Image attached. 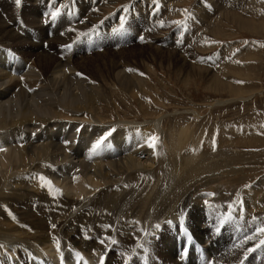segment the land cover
<instances>
[{"label":"bare ground","instance_id":"bare-ground-1","mask_svg":"<svg viewBox=\"0 0 264 264\" xmlns=\"http://www.w3.org/2000/svg\"><path fill=\"white\" fill-rule=\"evenodd\" d=\"M80 1L83 13L79 24L68 28L63 24L62 31L58 35L55 34L57 24L49 21L41 22V17L36 12L39 6L42 10L49 12L50 9L47 5L43 6L40 1L39 5H32L31 12L25 13L27 23L19 33L11 25L13 14H10L9 10L14 6L9 2L4 3L7 16L3 15V20H0V44L15 46L16 49L29 48L30 50L25 52L24 56H31L29 58L31 60L28 59L26 62L31 61V67L38 69L43 80L31 79L29 76L31 74L26 73L28 77L25 74L26 77L23 79L3 82V71L10 67L13 69V65L11 62L6 64V57H0V97L14 92V96L21 101L18 106L19 110L17 109L19 112H15L13 96L10 100V109L6 110L7 106H4L0 112V149H3L0 150L1 264H209L210 262L215 264L216 258L217 261H221L223 255L232 251V247L228 246L235 245L237 248L239 244L232 241L229 245L222 244L216 248L213 244L212 249L214 251L220 249L222 255L216 253V258L209 257V240L203 242L199 239L195 240L192 232L190 234L186 232L189 235V240L187 241L188 237L185 239L184 232L188 227L185 212L189 207L206 210L210 214L209 216H204V218L200 215L205 221L204 223L207 224L206 226H210L206 218L211 217L213 213L222 214L227 221L240 224L243 229L248 230L250 226H264V213L260 204L262 203L260 202L261 195L256 194L252 189L251 193H249L250 190L246 192L249 194L241 196V201L233 197V203L225 207V203L229 200L227 198L230 197L224 196L225 189L221 186L222 183L218 185L217 181H212L214 178H210L209 181L204 179L203 173L198 174L199 169L196 166L197 161H195L198 160L197 157L192 160L195 157L190 156L187 160L186 154L188 153H185V156L181 154L184 148L179 146L178 141L185 137V131L190 128L187 123L181 124L179 131L174 130L176 132L175 142H171L174 145L169 143L171 147H167L166 151L163 142L160 141L159 148L155 145L152 150L155 151L153 159L156 164L154 163V168L147 170H141L143 167L140 169L136 167V158L140 159V156L145 154L139 149L131 152V161L125 164L121 162V155L124 152L122 148H119L114 155L109 156L107 153H111L113 149L106 148L105 152L100 147L97 149V153L91 151L90 155L87 152L82 157L79 155L82 148H77V145L74 148V144L68 140L62 142L61 130L70 121L80 122V134L84 140H88L86 133L91 131V128L94 131L93 134L100 133L101 137H104L109 129V132H114L120 128L119 125L130 122L118 120L115 123V120H110L114 122L107 124L104 119L99 118V114L102 112L100 109L102 101L113 97L114 92L111 89L108 91L109 94L102 95L99 89L87 83L85 84L87 86L85 102L81 106L77 107L75 99H65L60 90L62 86L66 87L67 83L72 80L71 71L84 72L89 75V80L92 82L96 81L94 78L100 74L102 68H113L116 71L111 79L114 86L130 94L143 92L149 85L148 75L143 72L141 65H134V62H141L140 60L149 53L156 57L164 56V58L168 54H171L170 58L180 55L178 52L181 49L184 50L185 39L179 27L172 31L171 29L175 25H171L166 37L156 34L155 31L165 28L173 15L179 17L181 12H176V9L171 5L161 4L158 1L159 6L156 9H149L150 2H144L135 6L134 11H127L122 18H119L118 15L123 11L111 14L106 18L96 11H90L91 1L94 0ZM180 1L183 0H174L173 3L177 6L181 4ZM27 3L24 7L29 5ZM202 10L206 13L207 9ZM215 13L216 11L212 8V10H208L209 15L202 14L200 20L210 22ZM62 14L65 15V12L63 11ZM251 18V16L248 18L243 16L239 21L245 23ZM17 20L19 19L17 18ZM191 20L196 22L195 18H191ZM52 25L56 27L53 28V31L49 30ZM41 26L47 29L50 41L54 38L61 40H58L59 43L56 47L49 44L47 48H44L42 45L41 51L36 52V45L32 47L31 41L23 40L21 34L29 33L30 30H36L39 34ZM109 27H111L110 30ZM65 28L69 31L64 30ZM142 30L146 31L145 37L150 36L148 40L150 39L151 42L147 47L134 43L125 50L114 52L105 46L107 50L104 52L92 51L93 56H83L82 63L79 59L75 60L77 53L84 51V48L93 49L105 45L106 41L110 42L111 34L126 32L129 38L126 43H128L134 33H139ZM93 31L97 32L93 34ZM63 32L66 33L63 35ZM89 33L91 37L87 38ZM145 33L140 34L145 35ZM195 34L196 27L194 25L190 30L192 37L189 38L194 40ZM47 36H39L38 42ZM196 38L195 47L208 48V44L203 41L205 39L203 34ZM9 40L12 41H10L11 44L8 43ZM1 45L0 48H3ZM2 53L4 54V52ZM63 57L67 59L64 62L65 58ZM91 63L95 66L94 77L91 76ZM189 64L188 66H191ZM18 66L21 68L20 64ZM17 71L19 72V70ZM102 75L104 74L101 73L99 76ZM106 80L105 78L104 81ZM41 82L47 84L46 93L53 94V97L45 99L44 108L39 105L45 112L47 111L46 115L41 114L42 109L40 113L35 111L33 103L27 100L30 95L29 90L36 92L40 88ZM35 87L39 88L35 89ZM16 89L18 91L15 93ZM57 97L64 101H58ZM163 107L165 106L163 105ZM193 112L199 115L197 109H194ZM166 117L168 118V116ZM181 118L183 119L184 115ZM67 121L69 123H66ZM52 123H58L59 128L56 129L54 126L55 131L47 130V126ZM158 124L156 122L154 126H148V128L146 123V126H139L136 131L132 129L133 132L135 131L133 133L134 142L138 146L141 144L139 146L141 150L143 147L146 149L149 146L148 137L152 136V133L156 137L162 134ZM32 127L35 128L31 129ZM174 131L172 129V133ZM33 132L37 136L44 135L45 132L42 144L37 145L38 140L28 141ZM174 137L172 136V138ZM149 148L150 146L148 150H150ZM191 167L193 169H190ZM41 177L45 179L42 180ZM206 183L210 185V189L203 193L199 187ZM33 205H35L34 208ZM83 226L87 229H83ZM178 228L183 232L179 233ZM188 231L191 230L188 229ZM176 232L175 251L178 247L177 236L184 237L183 244L189 246L180 256V262L176 259L178 251L175 253L172 245V239ZM263 235H260L251 245L259 244ZM191 236L194 239V244H191ZM255 245L252 248L258 249V246ZM30 246L33 247V250L26 256V251ZM104 246L110 250L105 249ZM222 249L226 250V254L222 253ZM243 250L242 248L236 249L222 261L231 264L235 256L237 259V256L242 253H245L242 257L248 254L247 249L244 250L245 252ZM199 251H203V259L199 257ZM170 252L173 253V257ZM111 257H115L116 260H112ZM242 257L240 255L235 264ZM252 259H247V263L243 260L240 264H249Z\"/></svg>","mask_w":264,"mask_h":264},{"label":"rangeland","instance_id":"rangeland-1","mask_svg":"<svg viewBox=\"0 0 264 264\" xmlns=\"http://www.w3.org/2000/svg\"><path fill=\"white\" fill-rule=\"evenodd\" d=\"M39 1L43 6L47 5L50 11L47 12L42 10L39 6V9L36 12L40 15L41 22L49 21L57 24V28L52 25V28L49 29L53 31L56 28V35L62 31L63 24H65V26L67 25L66 28L71 26L75 27L76 24H79L83 13V7L80 0H19V3H17V0H5L4 2L3 0H0V15H2L0 20H3V15L7 16L4 9V3L9 2L14 6L11 9L9 8V13L13 14L11 25L16 31L21 33L24 25L27 23L25 13L31 12L32 5H39ZM105 1L107 0L91 1L92 4H90V11H96V13H99L106 18L111 14L123 11L118 15L119 18H122L127 11H134L136 9L135 6L144 2H150L149 4L151 5L153 4L152 6L149 5V9H156L157 6H159L158 3L171 5L176 9V12H181V15L179 17H174V15L173 18L170 17V23L165 28L156 30L155 33L160 34L162 37H166L169 28L175 25L171 29L174 31L175 28L179 27L181 34L185 39V44H182L184 50L182 51L181 49V51L178 52L180 55L178 54L179 56L176 58L175 56L170 58L171 54H168L165 58L162 56V58L149 53L140 60L141 62H134V65L142 66L143 72L148 75L149 83L143 92H137L136 94H130L112 84V76L113 74H116V71L113 68H102L100 74L103 73L104 75L100 77L99 74L94 78L96 81H92L93 83L90 82L89 75L79 70H72L70 73L72 80L67 83L66 87L62 86L60 90L61 95L65 99H75L77 107L81 106L85 102L87 90L85 84L87 83L94 88L99 89L102 95L109 94L108 91L111 89L114 92L113 97L112 99L102 101L100 108L102 112L99 114V118L104 119V122L107 124L114 122L110 120H115V123L118 120L130 122L129 124L119 125L120 128L117 131L109 132V129L107 135L104 137H101L100 133L93 134L94 131L91 128V131L86 133V136L88 135V140H84L80 134V122H75L74 120L69 123L67 121L66 123L69 124L61 130L63 135L62 142L68 140V142L74 144V148L76 145L77 148H82L79 153L82 157H84L87 152L91 153L92 151V153H97V149L100 147L105 152L106 148L111 150L116 149L115 151L112 150L111 153H107L109 156L114 155L119 148H122L124 152L121 155V162H124L125 164L131 161V152H135L139 149L140 152L142 151L145 154L140 156V159L139 157L136 158V167H138V169L143 167L141 170H147L155 167L156 162L153 159V153L155 151L153 152L152 150L154 147H150V150H148L149 146L146 149L143 147L141 150V147H139L141 144L139 146L135 144L133 133L138 130V127L143 125L146 126V123L147 127H152L158 122V125L160 126H158V128L162 131V134L157 136L158 139L154 143H156V147L159 148L160 141L163 142L166 151L167 147H171L170 144L172 146L174 145V143H171L172 141L175 142L174 136H176V132L174 130L179 131L181 129L179 128L180 125L187 123V126L190 128L188 131H185V137L178 141L180 144L179 146L184 148L182 150L184 153L182 152L181 154L184 155L185 153H188L186 154L187 160L190 156L195 157L192 158V160H195L197 157L198 160L195 161H197L196 166H198L199 169L198 174L203 173L202 177L204 179L209 181L211 180L210 178H214L212 181H217L218 185H221L222 183L221 186L225 189L224 196L230 197L227 198V200L229 199L228 201L224 200L227 201L225 207L229 206L230 203H233V197H235V199L238 198L239 201H241V196H246L251 193L253 189L256 194L261 195L260 202L262 203L260 204L262 205L261 208L264 213V0H183L180 1L181 4L177 6L173 3L174 0ZM26 3L29 5L24 7ZM209 6L216 11L215 15H212V20H210V22H206L208 20L201 21V15L203 14L207 16L209 15L208 10H212ZM202 9H207L206 13H204ZM63 11L65 12V15L62 14ZM243 16L247 18L248 16H251L252 18L245 23H241L239 20ZM17 18L19 20H17ZM191 18H195L196 22L194 23ZM194 25L196 27V34L193 37L194 40H192V38L189 37H192L190 35V30ZM66 28L64 30L69 31V29ZM110 28L111 27L108 29L110 30ZM94 32L97 31H93L92 33L94 34ZM145 32L146 31L142 30L139 33H134L128 41L129 44L126 43L129 39L126 32L124 33V31H122L116 35L111 34L112 37L110 38V42L106 41L105 45L97 47L98 49L93 48L94 50L89 47L84 48V51H81L82 53H77L75 60L79 59L82 63L84 61V59L82 60L83 56H93L94 54H92V51L104 52L107 50L106 47L111 48L114 52L125 50L134 43L137 45L143 44V47L144 45L147 47L151 40H148L150 36L145 37ZM65 33L66 32H63V35ZM90 33L87 38L91 37ZM92 33L91 35H93ZM140 33H145V35ZM202 34L205 37L203 41L208 44L207 49H201L194 46V42H196L195 40L197 39L196 37H199V35L201 36ZM47 35V29L42 26L39 34L36 30H30L29 33L23 32L21 34L23 40L27 39V41H31L30 43L32 47H35L36 45V52L41 51L40 48L42 45L44 48H47L49 44L56 47L59 43L58 40H61L54 38L50 41V38ZM39 36L47 37L38 42L37 39ZM10 41L11 40L8 41L9 44H11ZM178 44H181V42H178ZM1 46H3V48H0V57H6V64L11 62V65H13V69L10 67L3 71V82L8 83L23 79L27 74H31L29 75L31 79L43 80L38 69L31 67V61L26 62L31 57L29 55H27V57L24 56L25 52L30 50L29 48L16 49L15 46L11 47L6 44H2ZM138 48L141 47L138 46ZM2 52H4V54ZM172 52L175 53L174 51ZM66 60V58L63 59V62ZM19 64L21 68H19ZM188 64L191 66H188ZM30 67L34 70L32 71ZM187 69H189V71H187ZM17 70H19V72ZM94 70L95 66L92 64L91 76L93 77ZM202 73L205 74L203 75ZM105 78L107 79L106 81H104ZM46 86L47 84L45 82H41L39 86L40 88L38 87L39 89L35 87V89H38L36 92L29 90L30 95L27 99L33 103L35 111L40 113V110L42 109L41 114L43 113V115H46L47 113V111L45 112L43 110L45 99L47 97H53V94L49 92V94L46 93ZM17 91L18 90L16 89L15 93ZM12 96L14 97V101L12 102L13 106L16 108L15 112H19L18 106L21 101L18 97L14 96V92L10 95L6 94L4 97H0V112H2L4 106H7L5 107L6 110L10 109V100L12 99ZM57 100L64 101L58 97ZM163 105L165 107H163ZM194 109L199 111V115L193 112ZM16 115L19 116V114ZM183 115L184 120L181 118ZM166 116H168V118ZM151 122H153V124H151ZM130 124L139 125L134 126ZM54 126L56 129L59 128L58 123H52L47 126V130L55 131L56 129ZM33 128L35 127H32L31 129ZM132 129L135 131L133 132ZM169 129H171V131H169ZM172 129L175 133H172ZM170 133L172 134L169 135ZM169 136H171V138L173 136L174 138L171 139ZM150 137H153V133L152 136L148 137V140ZM44 138L45 132L44 135L41 136H37L36 133L33 132L31 138H28V141L38 140L36 144L40 145L44 142ZM100 138L102 139L100 140ZM90 139L93 140L90 141ZM98 141L101 142L97 146ZM71 154L73 155V153ZM90 159L86 160L89 161ZM193 168L191 167L190 169ZM199 188V190L204 193L210 189V185L206 183V185H201ZM247 191L250 192L246 193ZM34 207L35 205H33V208ZM185 213L188 224V227H186L187 230L184 232L185 235H187L186 232L189 234L192 232L195 240L199 239L201 242L209 240V257L216 258V253L219 255L221 252L220 249L214 251L212 249L213 244H215L216 248L218 245H229L234 241L239 244V247L236 248L235 245L228 246L232 247L231 252L239 248H242V250H248H246V252H248L246 256L242 257L245 253L240 254L242 258L236 264H240L243 260L247 263L246 260L252 258L253 259L249 264H256V262L257 264H264V244L261 243V241H264V235L258 242L259 244H254L255 246H258V249H255L256 247L252 248L254 245H251L260 235L264 234L259 231V229L264 228V226H250L248 230L243 229L240 224L227 221L222 214L213 213L211 217L206 218L211 226L210 227L206 226L207 224L204 223L205 221L200 217V215L202 217L210 215L206 210H196V208L189 207L188 211ZM83 229L87 228L83 226ZM188 229L191 231H188ZM178 231L179 233L183 232L179 228ZM176 235L177 232L172 239L174 251V238ZM206 236L209 237L206 238ZM184 237L186 239L187 236ZM184 237L181 238L177 236L176 239L177 241L181 239L184 240ZM193 240L194 239L192 238L191 244H194ZM182 245L180 246L179 244L175 251V253L178 251L176 256L178 262H180V256L183 255L186 250L185 249L182 252ZM105 249L107 248L105 247ZM250 249L254 250L250 251ZM32 250L33 247L30 246L28 251H26V256H28L29 252ZM244 250L243 252H245ZM231 252L229 251L228 254H226V250L222 249V253L226 254L222 256V260L224 257L231 254ZM21 254L24 255L23 252H21ZM170 254L173 257V253L170 252ZM240 255H238L239 257L237 256V259L240 258ZM111 259L116 260L115 257H111ZM237 259L235 256V258H233L234 262L232 261L231 264H235ZM222 260L217 261L216 258L215 264H230L224 263ZM1 262L2 261H0V264ZM209 264H214V262H210Z\"/></svg>","mask_w":264,"mask_h":264},{"label":"snow or ice","instance_id":"snow-or-ice-1","mask_svg":"<svg viewBox=\"0 0 264 264\" xmlns=\"http://www.w3.org/2000/svg\"><path fill=\"white\" fill-rule=\"evenodd\" d=\"M17 3H19V0H17ZM141 39H143V38H141ZM130 70H131V69H130ZM157 139H158V138L155 137V136L150 137V138H149V146H150V147H155V143H154V142H155ZM100 142H101V141H98V142H97V146L100 144ZM0 150H3V149H0ZM41 179L44 180L45 178L41 177ZM48 183L50 184V182H48ZM259 231L262 232V233H264V228H260ZM261 243L264 244V241H261ZM0 247H2V245H0ZM251 250H254V249H250V251H251Z\"/></svg>","mask_w":264,"mask_h":264}]
</instances>
